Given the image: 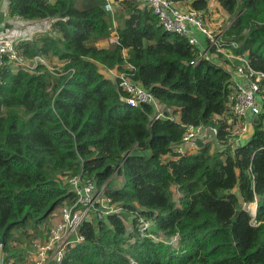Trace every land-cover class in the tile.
Returning a JSON list of instances; mask_svg holds the SVG:
<instances>
[{
  "label": "trees",
  "instance_id": "obj_1",
  "mask_svg": "<svg viewBox=\"0 0 264 264\" xmlns=\"http://www.w3.org/2000/svg\"><path fill=\"white\" fill-rule=\"evenodd\" d=\"M218 1L232 15L224 45L264 72V0ZM190 6L205 10L208 0ZM8 13L54 19L16 46L60 68L0 66L3 264H24L33 239L45 238L50 215L74 201L64 178L75 174L91 178L120 211L84 220L82 240L60 264H264V111L247 144L228 143L233 82L225 65L238 60L196 61L198 47L137 0L111 10L106 0H8ZM101 66L126 74L178 119L153 120L152 105H127L119 78ZM198 124L216 129L220 148L208 142L177 156L185 127ZM252 202L254 216L243 207ZM140 216L155 235H177L176 244L142 236Z\"/></svg>",
  "mask_w": 264,
  "mask_h": 264
},
{
  "label": "built area",
  "instance_id": "obj_2",
  "mask_svg": "<svg viewBox=\"0 0 264 264\" xmlns=\"http://www.w3.org/2000/svg\"><path fill=\"white\" fill-rule=\"evenodd\" d=\"M137 1L140 7L147 6L151 8L158 16L160 24L166 30L186 37L189 44L198 47L196 61L206 59L218 63L220 62V58H226L240 62L233 66V71L231 72L233 90L227 97L228 113L225 118L228 119L227 122L230 125V128H227L230 136L228 143L231 146L239 145L240 139L250 137L253 132L254 117L264 111V72L250 67L245 54V56L243 54L242 56L235 55L230 48L224 45L223 33L229 25L224 29L206 26L204 17L207 14L211 15L212 1H215L219 5V8L223 9L219 1L208 0L207 9L199 11L191 8V0L179 2L171 0ZM116 2L118 0H106V7L111 10ZM18 18H20L18 26L23 27L25 21L21 17ZM44 22H47V18L42 23ZM30 25H27L29 26L27 27L29 32L48 31L42 30L38 25ZM191 26L204 35L205 43L198 40L191 30ZM16 38L24 37L20 35L14 37L7 34L0 35V66L7 61L11 62L14 66H24L30 71H34L37 65L43 64L47 69L56 74V69L52 68L43 56L37 55L31 59L25 58L16 46L23 39L17 41ZM116 40L117 38L114 35L109 39L110 42H115ZM225 66L229 67L230 65L226 64ZM116 77L119 78L118 86L125 93L120 96V99L127 105L150 104L154 107L153 120H177L178 116L173 112V109L161 104L149 90L130 80L124 73L120 72ZM216 133V129L211 126L203 124L188 125L185 127L181 140L177 144H174V150L177 156H182L185 154L187 148L198 147L196 141H204L209 135L214 136ZM64 179L69 190L74 193V201L61 207L60 220L49 227L43 241L33 242L34 259L32 260V264H60L65 250L70 245L82 240L78 232L84 220L90 219L92 214L101 217L107 213L120 211L119 206L115 205V203L111 202L110 198L102 194V189L97 190L91 178L75 174L68 175ZM136 227L142 236L150 237L156 241L172 246L178 241L177 235L172 237H167L163 234H160V236L155 235L150 231V222L142 216L138 218ZM26 255H28L27 251ZM0 264H3L1 251Z\"/></svg>",
  "mask_w": 264,
  "mask_h": 264
},
{
  "label": "crops",
  "instance_id": "obj_3",
  "mask_svg": "<svg viewBox=\"0 0 264 264\" xmlns=\"http://www.w3.org/2000/svg\"><path fill=\"white\" fill-rule=\"evenodd\" d=\"M23 20L25 21L24 26L19 27L18 25L20 23L19 22L20 18H18L16 16H10L8 13V0H0V35L7 34L11 37H14L16 35L27 34L24 38H31L37 32H35V31L29 32V30L27 29V25L33 24L37 21L41 22L44 19H40V20L39 19H37V20L23 19ZM191 28H192L193 33L197 36L198 40L200 42L205 43L204 35L198 34L199 30H197L195 27H191ZM24 38H16V40L19 41L20 39H24ZM108 44H110L109 39L101 41L98 43V45H100V46H104V45H108ZM229 62L231 63L232 61H229ZM233 62L235 63V61H233ZM233 66L231 65V66L227 67L230 70V72L233 71ZM100 69L106 76L111 77V78H116V76L120 73V71H118L116 68L106 69L103 66H101ZM252 130H253V127H252ZM116 181H117V183L121 182V177H117ZM59 220H60V214L59 213L58 214L52 213L50 215V217L48 218L47 222L53 221L54 222L53 224H55Z\"/></svg>",
  "mask_w": 264,
  "mask_h": 264
},
{
  "label": "rangeland",
  "instance_id": "obj_4",
  "mask_svg": "<svg viewBox=\"0 0 264 264\" xmlns=\"http://www.w3.org/2000/svg\"><path fill=\"white\" fill-rule=\"evenodd\" d=\"M231 20H232V15L228 14L224 9H220L219 5L215 1H212V13H211V15L207 14L204 17V21H205L206 26H209L211 28H216V29L226 28L229 25ZM42 22L43 21H41V22L37 21V22L31 24L30 26L38 25L42 30H49V26L52 22V19L47 18V22H44V23H42ZM114 25H116L115 21H114ZM27 27H29V26H27ZM191 27H193V26H191ZM191 30H192V28H191ZM198 34H201V33L199 32ZM26 35L23 34L20 36L25 37ZM240 56H242V54H240ZM56 62H57L56 59H54V63L49 64V65L52 68H54V67L60 68L59 64H56ZM211 138H212V140L209 143H210V147L212 148V151L214 149H216L217 147L220 148V146H217V141L213 139L215 137L213 135H211ZM173 190H174V194H176L175 188H173ZM177 196H178V193H177V195H175V197H177ZM243 207H245L252 216L255 215V213H256V203L255 202L244 204ZM53 213H56V214L59 213L60 214L61 213V207L56 208ZM48 223L50 225L48 224V227H46V229H45L46 232L48 231L47 229H49V226L53 225L54 222L49 221ZM44 236H46V234ZM34 241H41L42 242L43 238L42 237H38V238L36 237L33 239V241L31 242V247L29 248V250H27L28 255L26 256V261L24 262V264H32V260L34 259V254H33L34 253L33 252L34 251V247H33Z\"/></svg>",
  "mask_w": 264,
  "mask_h": 264
},
{
  "label": "water",
  "instance_id": "obj_5",
  "mask_svg": "<svg viewBox=\"0 0 264 264\" xmlns=\"http://www.w3.org/2000/svg\"><path fill=\"white\" fill-rule=\"evenodd\" d=\"M153 136H155V134H153ZM211 140V136L209 135L204 141L202 140H198L196 141V145L199 147H202L204 146L205 144H207L209 141ZM250 141V137H245L243 139H240L238 144L240 146H244L245 144H247L248 142ZM9 227V225H7L3 231V234L5 233L6 229ZM3 234L1 236V240L3 241Z\"/></svg>",
  "mask_w": 264,
  "mask_h": 264
},
{
  "label": "clouds",
  "instance_id": "obj_6",
  "mask_svg": "<svg viewBox=\"0 0 264 264\" xmlns=\"http://www.w3.org/2000/svg\"><path fill=\"white\" fill-rule=\"evenodd\" d=\"M254 214V213H253Z\"/></svg>",
  "mask_w": 264,
  "mask_h": 264
}]
</instances>
